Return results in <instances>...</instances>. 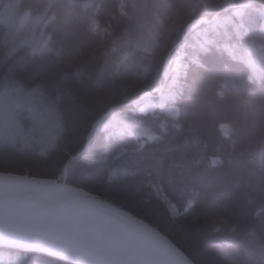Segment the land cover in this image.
I'll use <instances>...</instances> for the list:
<instances>
[{
	"label": "trees",
	"instance_id": "1",
	"mask_svg": "<svg viewBox=\"0 0 264 264\" xmlns=\"http://www.w3.org/2000/svg\"><path fill=\"white\" fill-rule=\"evenodd\" d=\"M135 2L0 0V93L31 95L18 131L0 140V173L65 181L143 221L193 264H264V65L250 57V43L264 51V0H167L152 42H133L111 68L115 41L148 38ZM11 8L39 19L44 48L18 42ZM160 93L176 95L140 111ZM32 100L57 118L52 134L34 105L24 108ZM16 254L20 264H81L0 241V256L15 264Z\"/></svg>",
	"mask_w": 264,
	"mask_h": 264
},
{
	"label": "water",
	"instance_id": "2",
	"mask_svg": "<svg viewBox=\"0 0 264 264\" xmlns=\"http://www.w3.org/2000/svg\"><path fill=\"white\" fill-rule=\"evenodd\" d=\"M44 181L51 180L28 179L0 194L1 243L56 251L81 264H193L143 221L65 181L50 190L34 189ZM67 188L79 193L64 194Z\"/></svg>",
	"mask_w": 264,
	"mask_h": 264
},
{
	"label": "rangeland",
	"instance_id": "3",
	"mask_svg": "<svg viewBox=\"0 0 264 264\" xmlns=\"http://www.w3.org/2000/svg\"><path fill=\"white\" fill-rule=\"evenodd\" d=\"M134 7L138 14L142 16L141 22L142 25L146 27L148 38L145 36L141 39V37L134 38L131 33H128L127 37L121 40L115 41L113 44L111 51L108 53V65L111 68L118 69L122 63H125L126 60L129 57V49L133 42H143L146 41L147 44H150L152 41H150L149 37H153L155 35V31L159 25L160 20V14L159 11H161L163 8L166 9L167 7V0H155V3L152 4V6L149 5L148 2L145 0H140V4L136 2L134 3ZM147 7V8H145ZM5 20L10 24L11 27H14V35L19 36L18 42L24 43V42H30L33 47L35 48H44L47 42V38L42 36L41 33L38 31V21L39 19L36 17H32L30 14H20V12L14 10L13 8L7 9L5 12ZM93 30L99 31V24L96 20L92 22ZM19 32V33H17ZM21 35H17V34ZM40 45V46H38ZM38 46V47H36ZM250 57L252 62L254 59L260 60L261 63L264 65V51L260 49V47L255 45L254 43H250ZM255 53V55H254ZM180 65V71L183 70L185 67V63L181 61L179 63ZM31 93V92H29ZM19 91L13 92V91H3L0 93V140L9 139L12 137V135L18 131L19 124L15 121L17 120L16 114H18V110L21 108V100H27L28 96L29 98L31 95H28L27 93H23L21 95L23 98L17 96L19 95ZM175 93L169 94V93H160V99L159 102L156 103L151 99V96L148 95L144 97L141 101L142 105L140 107V111L142 112H153L155 108L159 106H165L167 101L169 99H174ZM32 102V103H31ZM30 106H25L26 110L30 111L31 114H33L36 110L33 109L34 107L39 111V118L38 123L40 124V128L43 130L49 132V134H52L55 129L58 127L57 118L55 117L52 110H50L48 107L45 106L40 108L37 105L35 106V100L30 101ZM25 110V111H26ZM34 110V111H33ZM171 113L177 112V107L173 104V106H170L168 109ZM42 126V127H41ZM28 178H22L19 176H13V175H7V174H0V194H9V191L11 190L7 186H16V185H22L25 182H27ZM55 183V186H58V184L55 181H51ZM68 191L72 192L75 190L67 188ZM78 190V189H77ZM81 191V190H80ZM78 192L79 191H75ZM82 192V191H81ZM84 193V192H82ZM171 211L173 213H177V209L174 206H171ZM13 244V243H12ZM16 244V243H15ZM17 245V244H16ZM23 247H26V245H22ZM21 247V246H20ZM22 248V247H21ZM52 250H50L51 252ZM54 253H57L56 251H52ZM64 255V254H62ZM24 259H26L25 255L22 254H16L15 256V264H20ZM80 262H83L82 260H78ZM0 264H11L9 262V258L0 256ZM28 264H42L38 259H34L30 261ZM87 264H92L87 262Z\"/></svg>",
	"mask_w": 264,
	"mask_h": 264
},
{
	"label": "bare ground",
	"instance_id": "4",
	"mask_svg": "<svg viewBox=\"0 0 264 264\" xmlns=\"http://www.w3.org/2000/svg\"><path fill=\"white\" fill-rule=\"evenodd\" d=\"M55 187V183L51 181H44L43 183H40V185L34 187V189L40 190V191H45V190H50ZM65 190V189H64ZM64 194H69L68 190H65Z\"/></svg>",
	"mask_w": 264,
	"mask_h": 264
}]
</instances>
